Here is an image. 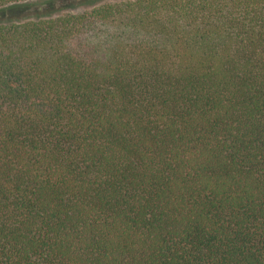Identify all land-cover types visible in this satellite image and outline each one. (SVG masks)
Segmentation results:
<instances>
[{
	"label": "trees",
	"instance_id": "16d2710c",
	"mask_svg": "<svg viewBox=\"0 0 264 264\" xmlns=\"http://www.w3.org/2000/svg\"><path fill=\"white\" fill-rule=\"evenodd\" d=\"M0 0V264H264V0Z\"/></svg>",
	"mask_w": 264,
	"mask_h": 264
},
{
	"label": "rangeland",
	"instance_id": "374dc122",
	"mask_svg": "<svg viewBox=\"0 0 264 264\" xmlns=\"http://www.w3.org/2000/svg\"><path fill=\"white\" fill-rule=\"evenodd\" d=\"M90 0H24L13 8L19 19H28L60 13H75L87 8Z\"/></svg>",
	"mask_w": 264,
	"mask_h": 264
}]
</instances>
